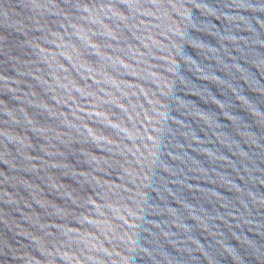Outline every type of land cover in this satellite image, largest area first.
Returning a JSON list of instances; mask_svg holds the SVG:
<instances>
[{
  "label": "water",
  "instance_id": "1",
  "mask_svg": "<svg viewBox=\"0 0 264 264\" xmlns=\"http://www.w3.org/2000/svg\"><path fill=\"white\" fill-rule=\"evenodd\" d=\"M0 264H264V0H0Z\"/></svg>",
  "mask_w": 264,
  "mask_h": 264
}]
</instances>
